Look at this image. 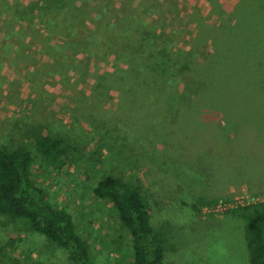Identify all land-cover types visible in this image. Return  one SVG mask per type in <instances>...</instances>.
Instances as JSON below:
<instances>
[{
    "label": "rangeland",
    "instance_id": "obj_1",
    "mask_svg": "<svg viewBox=\"0 0 264 264\" xmlns=\"http://www.w3.org/2000/svg\"><path fill=\"white\" fill-rule=\"evenodd\" d=\"M218 1L223 8L214 0H0V148L28 144L32 123L64 140L63 166L34 156L31 175L46 201L71 215L96 264L133 258L128 232L92 192L106 176L140 187L151 227L169 232L165 264H249L242 220L205 208L264 201L262 162L254 153L245 168L239 134L228 140L229 119L264 127V90L235 99L209 85L220 84L213 77L206 85L204 44L218 19L242 18L243 35L260 39L264 3L242 0L235 12L234 0ZM240 45V57L261 46ZM228 165L245 183L226 185ZM0 264L71 262L0 216Z\"/></svg>",
    "mask_w": 264,
    "mask_h": 264
},
{
    "label": "trees",
    "instance_id": "obj_2",
    "mask_svg": "<svg viewBox=\"0 0 264 264\" xmlns=\"http://www.w3.org/2000/svg\"><path fill=\"white\" fill-rule=\"evenodd\" d=\"M62 138L44 133L32 123L28 144L14 149L0 148V216L23 225L65 251L71 264H96L87 241L76 232L71 215L51 206L31 175L34 156L61 168L68 151ZM96 199L111 205L118 222L128 232L132 264H165L164 252L169 232L150 225L148 204L139 186L119 177L106 176L93 188ZM244 223L249 264H264V201L239 206L230 211Z\"/></svg>",
    "mask_w": 264,
    "mask_h": 264
},
{
    "label": "crops",
    "instance_id": "obj_3",
    "mask_svg": "<svg viewBox=\"0 0 264 264\" xmlns=\"http://www.w3.org/2000/svg\"><path fill=\"white\" fill-rule=\"evenodd\" d=\"M242 0H234V9L237 12L239 5ZM247 3H264V0H245ZM223 8L218 0H214V4ZM242 19V18H241ZM240 19V20H241ZM238 18L230 19H218L213 26L210 27V32L206 37L210 38L204 44V69L206 76V85L209 81V77H213L215 83L220 84H209L222 86V89L228 94L232 95V98L242 99L249 94L263 96L262 90H264V20H258L262 22L263 27L260 31V39L255 32V36L243 35L242 28L238 29V24L241 23ZM243 21V19H242ZM252 39H256L258 44L261 45L257 50L247 49V54L244 57H240L244 48L240 44H246L245 47H250ZM237 49V53L235 48ZM252 50V51H251ZM231 59V60H229ZM237 67H234V64ZM242 63V65L240 64ZM241 67L246 66L244 70ZM240 68V69H239ZM229 118V116H228ZM230 121V137L228 140H236L235 135L239 134L237 138L239 139V144L242 151L238 155V159L245 155H248V159L245 163V168L248 165L253 164L250 160L252 155L255 153L256 162H262V167L260 171H264V127L261 128H246L242 127L239 129L238 123L240 121ZM261 130L259 133L257 131ZM254 140V141H253ZM246 142V143H245ZM250 142L251 145L248 143ZM254 144V145H253ZM255 148V152H248L246 148ZM243 147V148H242ZM252 152V153H251ZM232 155L228 154V159H231ZM244 159V157H243ZM243 168V169H245ZM228 180V185H239L245 183L242 178H240V170L231 169V166H226L224 168ZM242 169V170H243ZM245 171V170H244ZM243 171H241L242 173ZM245 185V184H244ZM256 187L260 190H264V181L256 180Z\"/></svg>",
    "mask_w": 264,
    "mask_h": 264
},
{
    "label": "built area",
    "instance_id": "obj_4",
    "mask_svg": "<svg viewBox=\"0 0 264 264\" xmlns=\"http://www.w3.org/2000/svg\"><path fill=\"white\" fill-rule=\"evenodd\" d=\"M248 200V198H247ZM257 202H261L258 201L254 198H250L248 201L244 202L243 201V197H241L240 199H235V204H230V203H225L223 201H219L216 205H212L208 208H205V210H208V212H214V213H225L228 211H231L239 206H244V205H248V204H253V203H257Z\"/></svg>",
    "mask_w": 264,
    "mask_h": 264
}]
</instances>
